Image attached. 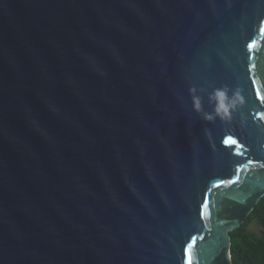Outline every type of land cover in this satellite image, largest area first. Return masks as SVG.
<instances>
[{
	"label": "water",
	"instance_id": "1",
	"mask_svg": "<svg viewBox=\"0 0 264 264\" xmlns=\"http://www.w3.org/2000/svg\"><path fill=\"white\" fill-rule=\"evenodd\" d=\"M263 196L264 0H0V264H232Z\"/></svg>",
	"mask_w": 264,
	"mask_h": 264
},
{
	"label": "trees",
	"instance_id": "2",
	"mask_svg": "<svg viewBox=\"0 0 264 264\" xmlns=\"http://www.w3.org/2000/svg\"><path fill=\"white\" fill-rule=\"evenodd\" d=\"M230 237L232 264H264V196Z\"/></svg>",
	"mask_w": 264,
	"mask_h": 264
},
{
	"label": "clouds",
	"instance_id": "3",
	"mask_svg": "<svg viewBox=\"0 0 264 264\" xmlns=\"http://www.w3.org/2000/svg\"><path fill=\"white\" fill-rule=\"evenodd\" d=\"M195 92L196 89L194 87L189 88V93L192 94L193 111L201 114V118L207 121H212L216 118L227 119L229 117L230 109H233L236 104L241 101L238 92L233 93V95L229 97L228 89L226 87L214 89L210 95V100L215 102L213 111L211 113L203 112L200 99L195 95Z\"/></svg>",
	"mask_w": 264,
	"mask_h": 264
},
{
	"label": "snow or ice",
	"instance_id": "4",
	"mask_svg": "<svg viewBox=\"0 0 264 264\" xmlns=\"http://www.w3.org/2000/svg\"><path fill=\"white\" fill-rule=\"evenodd\" d=\"M225 143H235L234 140H232L231 138L227 139Z\"/></svg>",
	"mask_w": 264,
	"mask_h": 264
},
{
	"label": "rangeland",
	"instance_id": "5",
	"mask_svg": "<svg viewBox=\"0 0 264 264\" xmlns=\"http://www.w3.org/2000/svg\"><path fill=\"white\" fill-rule=\"evenodd\" d=\"M249 227H250L251 229H254V228H255V226L253 225V223L250 224Z\"/></svg>",
	"mask_w": 264,
	"mask_h": 264
}]
</instances>
